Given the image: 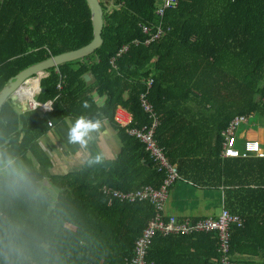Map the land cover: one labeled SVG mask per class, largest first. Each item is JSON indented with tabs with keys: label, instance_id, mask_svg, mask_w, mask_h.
I'll return each instance as SVG.
<instances>
[{
	"label": "trees",
	"instance_id": "trees-1",
	"mask_svg": "<svg viewBox=\"0 0 264 264\" xmlns=\"http://www.w3.org/2000/svg\"><path fill=\"white\" fill-rule=\"evenodd\" d=\"M98 1L100 48L39 82L36 101H53V111H20L10 99L0 106V264H129L153 206L109 200L101 189L131 192L163 183L165 174L142 143L113 120L121 107L132 114L133 128L151 125L141 94L157 117L154 139L176 166V181L220 190L221 208L241 220L229 228L231 259L264 264V158L219 157L220 133L232 117H264V0H176L162 17L159 0ZM158 27L164 36L145 46ZM92 39L86 0H0V91L23 70ZM123 47L128 51L117 58ZM81 115L106 122L119 153L104 159L89 140L78 170L53 173L37 141L48 123L72 124ZM9 159L30 183L12 175ZM217 249L215 234L156 236L147 262L219 264Z\"/></svg>",
	"mask_w": 264,
	"mask_h": 264
},
{
	"label": "built area",
	"instance_id": "built-area-1",
	"mask_svg": "<svg viewBox=\"0 0 264 264\" xmlns=\"http://www.w3.org/2000/svg\"><path fill=\"white\" fill-rule=\"evenodd\" d=\"M176 4V0H159L156 7L157 16L162 17L165 10L175 7ZM141 31L145 35L151 33L150 29L145 27H142ZM162 36H164L163 29L158 27L155 32L144 41V45H150L159 40ZM133 44H136V42ZM127 51L128 48L123 47L116 57H120ZM151 84V79L146 80L147 87H150ZM58 88L61 89V85H59ZM26 107L29 110L40 109L43 111L42 113H48L53 111V101H48L44 104L29 101ZM140 107L142 111L147 114L148 119L151 120V125L142 127L141 129L133 128L132 114L121 107L116 108L113 120L119 129L123 130L128 136L135 137L142 143L144 150L153 160L157 171L165 174L163 183L159 188L142 186L131 192H121L106 186H103L101 189L102 194L109 200L116 199L120 202L127 201L130 203L146 201L153 206L154 215L147 221L146 228L134 243L133 255L129 260V264H148V247H151L152 241L156 236L167 238L170 236H187L193 233L215 234L218 240L217 251L219 253V264H236L228 254L229 228L231 226H235L236 228L241 226L239 217L228 213L222 208L216 218H204L190 221L189 219L180 220L174 216L164 217L163 210L169 196V188L178 179V172L176 166L170 165L167 162L163 149L158 146L154 139V134L158 127V120L152 110L151 104L145 99V94L140 95ZM253 117L254 114L236 115L228 122L226 128L220 133L222 141L219 157L221 159L246 157L264 158V141H245V139H242L241 149L238 150L236 148V140L238 138L235 136L236 129L240 126H246ZM48 126L51 127V123H48Z\"/></svg>",
	"mask_w": 264,
	"mask_h": 264
},
{
	"label": "crops",
	"instance_id": "crops-1",
	"mask_svg": "<svg viewBox=\"0 0 264 264\" xmlns=\"http://www.w3.org/2000/svg\"><path fill=\"white\" fill-rule=\"evenodd\" d=\"M31 82H34V80H28L23 84L21 89H29L32 86ZM20 91L17 92L19 94L15 95H20ZM38 94L39 92L36 84L35 90H33L29 95L31 99L27 97L17 96V100H15V103H17L18 105V109L20 111L29 110L26 107V104L31 100L34 103L38 104H44L48 102H37L36 96ZM98 102H101V100H98ZM33 111L41 113L43 112L40 109H35ZM70 126L71 123L69 121L65 125H52L51 127H49L47 133L39 138V145L45 152H47L48 156L50 157V160L53 163L52 172L56 174H65L71 171L78 170L82 166V164H84L88 157L84 147H81L79 144L70 143L68 141V129ZM242 139L244 140V136H240V138H237L236 144L242 142ZM246 140L258 141L256 139ZM90 141H93L95 143L102 158L115 159L117 157L120 150V144L116 133L111 130L106 122H101V128L97 132L91 134ZM184 183L187 184L186 188L182 187L180 193L173 201L172 199H169L168 196L163 210L164 216H174L180 220L216 218L219 213L216 214L214 210L211 211L209 208L210 205L216 204L219 205L221 210V191L217 189L196 188L189 183ZM203 202H206L207 204L204 206L202 205ZM206 211L209 213L207 215H204L203 212ZM242 260L244 264L261 263L257 259L250 260L246 257H243Z\"/></svg>",
	"mask_w": 264,
	"mask_h": 264
},
{
	"label": "water",
	"instance_id": "water-1",
	"mask_svg": "<svg viewBox=\"0 0 264 264\" xmlns=\"http://www.w3.org/2000/svg\"><path fill=\"white\" fill-rule=\"evenodd\" d=\"M86 3L89 8L90 17H91V25H92V42L87 46L69 52L54 58H51L42 63H38L33 65L19 74H17L12 79L8 80L7 85L0 91V106L6 99H10L13 104H15V100H17V92L20 91L23 84L28 80L33 79L38 88V92H42L43 90L38 87V83L41 79L47 78V74L45 72L58 68L64 64L75 62L78 60H82L86 57L92 55L100 46L102 45L101 32L103 28V19H102V8L98 0H86ZM84 81L88 82L90 80L89 76L83 77Z\"/></svg>",
	"mask_w": 264,
	"mask_h": 264
},
{
	"label": "clouds",
	"instance_id": "clouds-1",
	"mask_svg": "<svg viewBox=\"0 0 264 264\" xmlns=\"http://www.w3.org/2000/svg\"><path fill=\"white\" fill-rule=\"evenodd\" d=\"M82 106L88 108L89 104L84 101ZM101 128V122L99 120H91L85 116H79L74 123L68 129V141L73 144H79L81 147H86L88 141L91 139V134L97 132ZM7 167L11 170L12 175L25 183H30V178L22 170L15 165V162L9 159Z\"/></svg>",
	"mask_w": 264,
	"mask_h": 264
},
{
	"label": "rangeland",
	"instance_id": "rangeland-1",
	"mask_svg": "<svg viewBox=\"0 0 264 264\" xmlns=\"http://www.w3.org/2000/svg\"><path fill=\"white\" fill-rule=\"evenodd\" d=\"M200 114H204L205 116L210 117L214 112H199ZM210 115V116H209ZM192 117H197L196 115ZM235 136L240 138V136H244V139L251 140V139H258L261 140L260 142L264 141V117L260 114H255L253 119H250L246 126H240L235 131ZM39 145V140L37 141ZM40 146V145H39ZM236 148L238 150L241 149V142L239 144H236ZM45 152V151H44ZM47 153V152H45ZM48 155V154H47ZM187 184H185L183 181L178 180L173 185L172 189L169 191V199H172V201L177 197V195L180 193V190L182 187L186 188ZM188 188V187H187ZM218 201V200H217ZM175 203V201H174ZM206 202H203L202 205H206ZM218 204V202H217ZM211 211L214 210L216 214L219 213L220 207L219 205H210L209 208ZM209 212H203L204 215H207Z\"/></svg>",
	"mask_w": 264,
	"mask_h": 264
},
{
	"label": "bare ground",
	"instance_id": "bare-ground-1",
	"mask_svg": "<svg viewBox=\"0 0 264 264\" xmlns=\"http://www.w3.org/2000/svg\"><path fill=\"white\" fill-rule=\"evenodd\" d=\"M31 87H34V88H29V89H21L20 91V97H27V98H30L29 95L32 93L33 90H35V85H36V82H31ZM31 99V98H30ZM32 101V100H31Z\"/></svg>",
	"mask_w": 264,
	"mask_h": 264
}]
</instances>
